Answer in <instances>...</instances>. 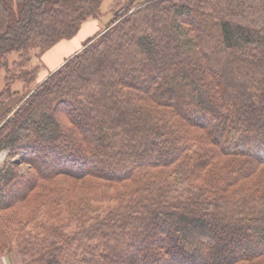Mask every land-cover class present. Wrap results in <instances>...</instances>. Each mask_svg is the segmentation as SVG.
Wrapping results in <instances>:
<instances>
[{"label":"trees","instance_id":"trees-1","mask_svg":"<svg viewBox=\"0 0 264 264\" xmlns=\"http://www.w3.org/2000/svg\"><path fill=\"white\" fill-rule=\"evenodd\" d=\"M102 2L0 0V258L264 264V0H112L55 68Z\"/></svg>","mask_w":264,"mask_h":264},{"label":"crops","instance_id":"crops-1","mask_svg":"<svg viewBox=\"0 0 264 264\" xmlns=\"http://www.w3.org/2000/svg\"><path fill=\"white\" fill-rule=\"evenodd\" d=\"M100 30H101V28L99 27V20H89L83 24V26L81 27V30L79 31V34L77 36H79L80 34H83L82 37H84V39H83V41H84L85 39H87L88 37L92 36L93 34L97 33ZM76 38L77 37H75L74 39H72L69 42L61 44L59 46V49H57L56 53L53 55L54 57H52V61H50L51 59L49 58L48 62L50 61V63H52L53 66L55 65V68H56L58 66L57 65L58 62L54 63L53 61H55V60L59 61L58 59L62 58V57H59V53L62 50H67V53L65 55H68L71 52L80 50L82 44L79 47H74L75 42H76V40H75ZM12 258H14V257H10V259L0 258V264H15V261H12Z\"/></svg>","mask_w":264,"mask_h":264},{"label":"rangeland","instance_id":"rangeland-1","mask_svg":"<svg viewBox=\"0 0 264 264\" xmlns=\"http://www.w3.org/2000/svg\"><path fill=\"white\" fill-rule=\"evenodd\" d=\"M112 0H103L102 4H101V17L99 18V27L101 29L105 28L107 23L111 20L112 15L109 13V5L111 3ZM83 34H80L79 36H77V38L75 39V46L74 47H79L81 44H83V39L84 37H82ZM67 53V50H62L59 53V57H64L66 56L65 54ZM52 56V55H51ZM50 56V57H51ZM49 57V58H50ZM54 57V56H53ZM35 62H37V59H35ZM52 61V58H51ZM46 69V67H45ZM2 89L1 86V79H0V90ZM18 158H15L13 160L17 161ZM10 159L8 157V153L6 151H2L0 152V169L3 167L4 164H6L7 162H9ZM12 261H15V264H19V256H17V254L15 255L14 258H12Z\"/></svg>","mask_w":264,"mask_h":264}]
</instances>
